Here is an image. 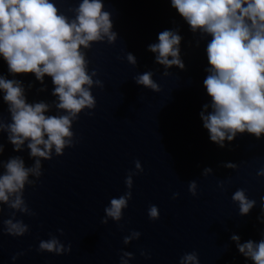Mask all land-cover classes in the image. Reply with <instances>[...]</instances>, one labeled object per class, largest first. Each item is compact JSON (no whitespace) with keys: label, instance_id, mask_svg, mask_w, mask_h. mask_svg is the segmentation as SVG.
I'll return each mask as SVG.
<instances>
[{"label":"water","instance_id":"1","mask_svg":"<svg viewBox=\"0 0 264 264\" xmlns=\"http://www.w3.org/2000/svg\"><path fill=\"white\" fill-rule=\"evenodd\" d=\"M53 2L72 18L68 9L80 0ZM103 3L118 36L113 44L93 43L86 58L89 72L97 71L93 79L104 87L91 89L96 107L91 114L82 111L73 123L74 146L42 160V175L34 185L25 186L23 198L35 215L16 213L15 218L29 227L21 237L0 232V264H120L122 252L133 254L128 264H179L190 252L197 253L199 264H253L230 237L238 235L241 243L264 238V176H257L264 168V135L256 139L238 134L232 142L225 141L224 148L210 141L200 113L211 103L203 86L209 66L205 49L211 37L201 39L200 33H192L171 0ZM164 30H176L182 37L180 56L185 65L184 70L169 68L167 76L155 63L156 54L147 50ZM127 53L136 57V66L127 62ZM146 71L153 72L158 93L135 83L133 78ZM0 75L22 81L29 103L56 99L50 77L45 76L41 85L34 74L12 75L2 56ZM45 85V91H38ZM0 116L10 122L2 91ZM0 144L4 145L0 159L20 156L26 166L34 162L26 144L23 151H13L6 132H0ZM137 160L143 171L132 177V196L122 219L101 224L110 199L128 190L124 181L135 172ZM229 162L237 167L225 168ZM204 168L212 172L204 175ZM191 181L197 185L195 196L188 191ZM237 189L256 201L245 216L238 215V205L231 199ZM174 194L178 195L173 198ZM150 205L159 209V219H149ZM0 209L2 228L13 210L6 205ZM132 231L141 235L125 245L123 238ZM49 234L70 245L71 251L38 252L40 240L49 239Z\"/></svg>","mask_w":264,"mask_h":264},{"label":"clouds","instance_id":"2","mask_svg":"<svg viewBox=\"0 0 264 264\" xmlns=\"http://www.w3.org/2000/svg\"><path fill=\"white\" fill-rule=\"evenodd\" d=\"M171 6L192 33H200L201 39L211 37L205 49L209 66L203 80L211 103L203 105L200 113L210 141L224 148L225 141L232 142L238 134L248 133L260 139L264 135V0H171ZM68 11L73 13L72 18L61 12L53 0H0V56L7 63L9 73L34 74L41 85L45 76L50 77L54 86L51 95L56 98L51 103H29L22 81L0 75V91L10 114L8 123L0 116V132L7 133L13 151H23L26 144L29 157L34 161L26 166L20 156L7 161L0 159V169H3L0 205L13 210L10 218L2 221L0 232L9 236L21 237L29 231L28 225L15 217L17 212L35 215L23 193L26 185H34L42 175L41 161L52 159L53 153L60 156L65 148L73 147V123L82 111L88 109L91 114L96 107L91 89H103L104 85L101 80L93 79L97 76L95 69L89 72L86 50L97 42L113 44L118 36L113 31L111 13L104 10L103 0H80L77 7ZM181 40L178 31L164 30L158 34L157 43L148 45L147 50L156 54L155 63L164 67V76L169 75L167 70L173 66L185 69L180 56ZM125 58L136 66L132 53H127ZM133 79L137 85L156 93L160 91L152 71ZM31 87L29 84L28 88ZM45 90L46 85L38 89ZM52 109L56 114H49ZM3 151L4 145L0 144V156ZM134 165L135 172H130L124 181L128 190L110 199L101 224H107L109 219L114 222L122 219L132 196V177L143 171L138 160ZM223 166L237 167L231 162ZM211 172V168L203 170L204 175ZM257 176H264V168ZM196 187L195 181L188 185L193 196ZM231 199L238 205L240 216L249 214L256 204L246 196L244 189H237ZM261 213L264 214V197ZM147 215L150 220L159 219L157 206L150 205ZM58 232L63 234L62 229ZM140 235L132 231L123 238V243L127 245ZM49 237L40 240L38 252L62 255L71 251V246H65L56 236L49 234ZM230 239L238 252L253 264H264V238L241 243L240 237L233 234ZM132 258L131 252H122L120 264H128ZM179 264H199L197 253H185Z\"/></svg>","mask_w":264,"mask_h":264}]
</instances>
